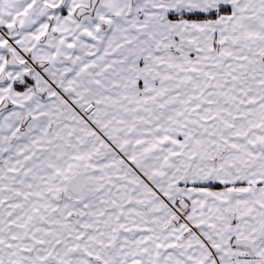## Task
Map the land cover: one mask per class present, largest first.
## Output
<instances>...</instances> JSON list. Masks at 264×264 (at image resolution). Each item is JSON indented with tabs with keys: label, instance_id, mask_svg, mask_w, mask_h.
<instances>
[{
	"label": "snow or ice",
	"instance_id": "6c2138e0",
	"mask_svg": "<svg viewBox=\"0 0 264 264\" xmlns=\"http://www.w3.org/2000/svg\"><path fill=\"white\" fill-rule=\"evenodd\" d=\"M0 264H264V0H0Z\"/></svg>",
	"mask_w": 264,
	"mask_h": 264
}]
</instances>
